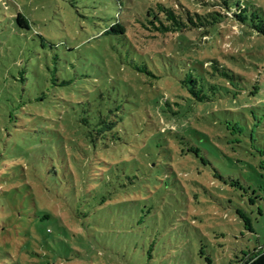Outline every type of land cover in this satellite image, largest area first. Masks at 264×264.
<instances>
[{"label": "rangeland", "instance_id": "1", "mask_svg": "<svg viewBox=\"0 0 264 264\" xmlns=\"http://www.w3.org/2000/svg\"><path fill=\"white\" fill-rule=\"evenodd\" d=\"M133 1L5 3L6 15L24 13L33 30L20 41L0 31V66L24 64L30 97L46 94L41 105L29 104L40 106L34 111L42 117L11 127L12 135L0 144V264H234L243 252L264 245V203L247 206L238 196L243 191L215 177L197 156L198 149L192 150L195 155L173 139L162 148L161 136L152 130L153 122L171 127L166 117L172 107L220 123L219 129L197 126L211 135L223 133L227 121L238 122L248 146L264 149V35L253 27L264 24V0H225L233 12L246 8L243 22L224 17L206 30L155 39L137 33L157 77L133 69L121 43L113 46L102 35L117 13L129 3L159 2L179 10L186 6L200 13L208 8L225 12L218 6L223 0ZM3 20L8 23L6 16ZM130 53L133 57L136 52ZM54 55L59 64L53 72L46 64L52 66ZM190 71L208 101L192 105L188 89L179 82ZM54 75L71 81L53 87ZM99 88L105 100L112 96L123 103L127 119L122 135L128 144L93 153L78 134V123L69 129L68 121L79 115V103L94 99ZM222 149L215 161L218 169L236 175L227 170L225 155L245 160L244 153ZM130 159L144 164L150 159L155 168L132 180L110 173L107 163L127 168L124 162ZM52 163L57 176L45 173ZM88 166L97 175L107 171V201L104 194L92 192L94 177L86 174ZM241 207L244 219L237 212ZM45 212L52 217L39 220Z\"/></svg>", "mask_w": 264, "mask_h": 264}, {"label": "trees", "instance_id": "2", "mask_svg": "<svg viewBox=\"0 0 264 264\" xmlns=\"http://www.w3.org/2000/svg\"><path fill=\"white\" fill-rule=\"evenodd\" d=\"M9 0H0V31H9L10 34L14 35L15 38L19 39L22 36H26L27 32L33 30L32 20L28 18L24 13L18 11L17 13H11L6 15V11L9 9L8 4L5 5ZM130 2L135 3L133 0ZM205 5H211L205 3ZM217 6V4H216ZM221 10H210L200 13L192 11L186 6H183L180 10L176 9L173 5H168L163 2L159 3H146L141 6H135L131 3L127 4L122 10L117 13L114 21H112L102 32V35H106L110 38V44L113 46L121 43L124 52L126 53V61L133 69L138 72L157 77L149 68L146 59V55H149L152 60V56L148 51H145L140 47V36L144 39H155L164 38L170 34L178 32H184L192 29H207L210 25L222 21L224 17H233L241 22L245 20L242 16V12L246 10L243 8L242 12L239 9L236 12L232 11V7L223 0L220 4ZM239 13V14H238ZM6 16L7 22L3 20ZM253 27L257 32L264 35V24L255 25ZM140 36H138V34ZM17 41V42H18ZM116 43V44H115ZM134 50L136 53L131 57L130 51ZM147 52V53H146ZM133 53V52H132ZM160 53V52H158ZM122 55V54H121ZM52 66L46 64L48 69H55L59 64L58 55H54L51 58ZM26 67L24 64H20L18 61L9 63V65L0 66V144L5 145V138L11 136V127L19 128L23 127L26 122L32 123L33 119L37 120L42 116L35 113L34 110L39 108L38 106H29L31 103H37L41 105L42 100L45 99V92L41 91L39 96L32 99L27 91V74ZM54 86H64L70 83L71 80L60 78L58 75H54L51 78ZM181 86L187 88V96L192 101V105L196 103H204L208 101L207 96L202 92L200 88H197L198 78L192 71L186 73L183 79L179 80ZM189 83L193 84L190 87ZM98 94L94 99L88 98L87 101L79 103L81 107L79 115H71V119L68 121V128L71 125H76L81 128L78 134L87 143L88 148L93 150L95 153L98 149H111L116 148L117 145L123 141L122 131L124 130L127 116L123 113L124 105L118 101L117 98L109 96L105 100V94L102 88L97 89ZM166 104H169L168 102ZM179 105V103H176ZM31 107V108H29ZM193 111V108H191ZM171 115L167 116L171 120L170 126L161 127L160 124L153 122L152 130L156 132V137L161 136L159 142L163 145L168 144L170 139L175 140L176 143L183 144L187 147L189 152L193 149H198V155L195 152L193 154L200 157L201 161L210 166L214 172V176L221 179L224 183L229 184L232 190L239 193V197L245 200L247 206H255L257 202L264 203V149H252L248 146L247 135H245L244 128L238 122H225L226 128L223 129V133H214L211 135L199 129L197 126H210L213 128H220V123L212 120H205L201 115H195V117L187 116V114H181L180 109L175 110L171 107ZM163 118L165 116L160 115ZM33 117V118H32ZM146 119L147 116H140ZM71 121V122H70ZM22 122H24L22 124ZM196 125V127H195ZM36 127V126H35ZM39 128V127H38ZM223 127H221L222 129ZM71 129V128H69ZM220 129V130H221ZM216 131V130H215ZM187 133L191 134V137H187ZM164 134V135H163ZM165 134H169L170 137H165ZM79 138V137H78ZM162 138L164 141H162ZM253 141V140H252ZM164 142V144H163ZM161 144L158 143L157 147ZM247 145V146H245ZM225 147L226 152L230 151L234 155L238 153H244L246 159L241 160L230 156L227 157L228 171H237L236 175L231 173L224 174L217 167L216 160H220L218 152H225L222 149ZM85 154V153H84ZM128 155H131V151H127ZM226 154V153H224ZM2 155V153H0ZM94 160V157H91ZM95 159L94 161H96ZM104 163V161H103ZM124 163L129 166L117 168L112 163L110 165V173H120L124 175V179L132 180L133 178L139 177L141 174L150 173L154 170V163L152 160H147L144 163L138 162L136 159L126 160ZM106 164V163H105ZM91 165L92 164H88ZM89 170L86 174H90L94 177V188L92 192L106 194V185L108 179H106V172L103 175L95 174L93 167H86ZM45 173L52 176L58 175V170L55 163L47 165ZM81 170V168H79ZM95 174V175H94ZM85 175V173H83ZM101 176V177H100ZM118 176V175H116ZM90 177V176H89ZM100 177V178H98ZM98 180V181H96ZM54 179V183H55ZM109 182H113L109 179ZM114 190V189H112ZM112 192L110 191L109 194ZM250 193L246 199V194ZM102 200L107 201L108 197L105 195ZM241 207L237 210L238 214L244 219L243 211ZM261 211V210H260ZM39 220L44 218L52 217L51 214L45 212L44 215L37 216ZM250 219V218H249ZM63 228H66L63 226ZM64 233V230H62ZM249 249L243 252L241 258H237L234 264H240L244 261ZM18 264V263H17ZM20 264V263H19ZM245 264H264V250L255 254L251 258L245 261Z\"/></svg>", "mask_w": 264, "mask_h": 264}, {"label": "water", "instance_id": "3", "mask_svg": "<svg viewBox=\"0 0 264 264\" xmlns=\"http://www.w3.org/2000/svg\"><path fill=\"white\" fill-rule=\"evenodd\" d=\"M264 250V245H261L257 248H255L254 250H252L250 253H248V255L246 256V258L244 260H247L249 258H251L252 256H254L255 254L261 252Z\"/></svg>", "mask_w": 264, "mask_h": 264}]
</instances>
